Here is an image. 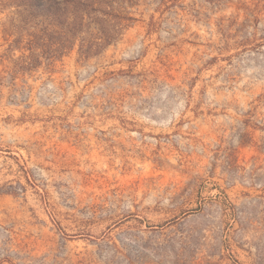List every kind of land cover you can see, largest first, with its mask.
<instances>
[{
	"label": "rangeland",
	"instance_id": "obj_1",
	"mask_svg": "<svg viewBox=\"0 0 264 264\" xmlns=\"http://www.w3.org/2000/svg\"><path fill=\"white\" fill-rule=\"evenodd\" d=\"M12 10L0 264H264V0H138L88 58Z\"/></svg>",
	"mask_w": 264,
	"mask_h": 264
},
{
	"label": "trees",
	"instance_id": "obj_2",
	"mask_svg": "<svg viewBox=\"0 0 264 264\" xmlns=\"http://www.w3.org/2000/svg\"><path fill=\"white\" fill-rule=\"evenodd\" d=\"M138 0H0V10L13 9L11 18L31 40L29 49L45 59L71 52L99 55L121 39L133 22ZM10 18V19H11ZM40 57V56H39Z\"/></svg>",
	"mask_w": 264,
	"mask_h": 264
}]
</instances>
